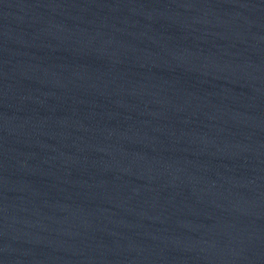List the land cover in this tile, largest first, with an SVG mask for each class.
<instances>
[{"label":"water","instance_id":"1","mask_svg":"<svg viewBox=\"0 0 264 264\" xmlns=\"http://www.w3.org/2000/svg\"><path fill=\"white\" fill-rule=\"evenodd\" d=\"M0 264H264V0H0Z\"/></svg>","mask_w":264,"mask_h":264}]
</instances>
